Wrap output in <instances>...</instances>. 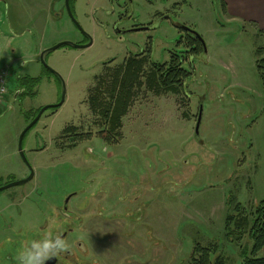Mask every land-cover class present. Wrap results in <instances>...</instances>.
I'll return each instance as SVG.
<instances>
[{"label": "rangeland", "instance_id": "1", "mask_svg": "<svg viewBox=\"0 0 264 264\" xmlns=\"http://www.w3.org/2000/svg\"><path fill=\"white\" fill-rule=\"evenodd\" d=\"M69 2L81 31L65 0H0L7 91L0 105V184L33 172L27 183L0 192L1 228L9 224L22 238L34 229L39 235L44 225L55 231L69 223L84 236L90 264H194L198 246L211 247L212 264L217 257L240 264L252 246L249 229L227 237L224 225L236 204L250 218L264 200V95L255 65L264 36L229 20L223 0ZM125 15L122 27L146 29L118 38L113 27ZM181 27L201 38L205 60L190 55ZM81 33L91 46L45 53L54 74L48 73L41 54L63 42L80 44ZM147 49L120 135H107L89 98L99 92L108 101L115 70ZM173 54L190 74L181 91L150 89L153 64L167 68ZM26 79H36V87L24 85ZM63 91V104L46 110L24 135L23 162L20 135ZM67 127L89 137L75 141ZM70 195L72 213L64 214ZM263 256V250L257 254Z\"/></svg>", "mask_w": 264, "mask_h": 264}, {"label": "trees", "instance_id": "2", "mask_svg": "<svg viewBox=\"0 0 264 264\" xmlns=\"http://www.w3.org/2000/svg\"><path fill=\"white\" fill-rule=\"evenodd\" d=\"M223 7L226 10L224 2ZM251 25L253 28L259 30L254 23ZM184 32L186 35V44L190 48V55L198 56L202 54L205 47L201 38L198 35L195 36L186 31ZM258 33L260 36H264V30H259ZM149 53L150 51L147 49L145 52L135 54L134 56L125 60L121 69L118 68L115 70L111 84L105 90L109 96L108 101H103V95H101L99 92H95L94 95L90 96L89 102L91 104V108L93 110H97L96 113L98 114L96 115L99 116L103 123L108 126V128H106L107 130L105 131L107 135L114 137H118L120 135L122 128V118L127 114L132 93L137 84L140 83V73L147 61L146 54L149 55ZM255 65L262 83L264 95V46L257 47L255 49ZM158 66L160 65L153 64V68H151L150 72L148 73V87L150 89L155 88L164 93H176L181 91L184 80L190 74L188 71L182 68L179 57L175 54L171 55L167 68L164 65L160 67ZM48 73L51 72L48 71ZM36 83V79H26L24 81V85L28 84V87L31 89L36 87ZM30 94H32V92H30ZM39 111L40 110H37L34 113L33 117L29 120L30 122H32V120L37 116ZM74 129V127H67L64 130V133H66L67 136H76L77 134L74 133ZM80 135L76 136L77 139L75 141H79L84 137H89V134L86 136ZM239 210H242V207L241 205L236 204L234 208V214L236 215L230 214L229 212L226 216L224 230L227 231L225 236L228 237L229 234H233L236 230L238 231L239 229L241 230L248 228V235L252 246L246 256L245 254L243 255V253L240 255L242 259L240 264H264V256L257 257V254L264 248V200L260 201L255 206L254 210L250 214V218L246 216L242 217L241 215L245 214H241V211ZM210 248H200L199 246L196 247L195 253H199V257L198 259H196L194 255L191 257L194 264H212L210 261ZM214 264H224V262L220 257H217Z\"/></svg>", "mask_w": 264, "mask_h": 264}, {"label": "flooded vegetation", "instance_id": "3", "mask_svg": "<svg viewBox=\"0 0 264 264\" xmlns=\"http://www.w3.org/2000/svg\"><path fill=\"white\" fill-rule=\"evenodd\" d=\"M67 1H68V7H69L71 15L69 13L68 14L71 18H73L72 13H71L70 2H69V0H67ZM65 7H66V0H65ZM66 10H67V8H66ZM119 18L120 19L118 20V22L115 23V25L113 27L114 32L118 38L124 36V35H121L119 33L121 31H128L130 29L139 28V27H132V26L129 28L122 27L121 22H122V20H125L126 15L120 16ZM164 18H166V17H164ZM127 19H129V18H127ZM142 28H143V26H142ZM82 37H83V40L80 42L79 45H87L88 42L90 41L88 39H90V38L87 35H83V34H82ZM54 110H56V109H54ZM7 184L8 183H6L4 185L0 184V188L6 186ZM67 198H66V200H67ZM66 200L64 202L63 207L61 206V210L64 211L63 212L64 214H68V213L71 214L72 212H70L69 208H68L69 200L67 201V203H66ZM0 216H1V214H0ZM2 221H3V217L1 216L0 217V223ZM64 225H65L64 228H60V229H57V230L52 231V232L53 233L59 232L63 235V238L66 240V242L70 246L69 251H66L64 254H62L60 256L49 258L48 260L45 261V264H90L89 261L87 263L85 260V258L87 257V254L89 253V248L87 246V243L84 241V236L80 235L75 230V228H73V226L71 224L65 223ZM9 230H11L9 235L5 234V232L9 231ZM17 231H18L17 229L12 230V227L9 224H6L5 229H2L0 226V264H18L17 257L13 258L11 255L14 253L17 254L18 250L21 249L23 246H26L31 240L42 238L46 232L50 231V229L47 227V225H44V226H41L39 228V233H38L39 235L33 236L36 232V229H34L30 233L24 232L22 235V238H20L21 235Z\"/></svg>", "mask_w": 264, "mask_h": 264}, {"label": "water", "instance_id": "4", "mask_svg": "<svg viewBox=\"0 0 264 264\" xmlns=\"http://www.w3.org/2000/svg\"><path fill=\"white\" fill-rule=\"evenodd\" d=\"M66 8H67V11L68 13L70 14V10H69V7H68V1L66 0ZM71 15V14H70ZM166 19V18H163V20ZM75 26L81 31V28L79 27V25L74 21V19L72 18ZM179 27V26H178ZM146 28L143 27V28H137V29H130L128 31H121L119 32L121 35H125L126 33L128 32H133V31H142V30H145ZM182 30L184 31H188L190 32L191 34L195 35L196 34L192 31V30H189V29H186V28H183L181 27ZM91 39L90 41L88 42L87 45H79V44H73V43H69V42H63V43H60V44H57L55 46H53L52 48L48 49V50H45L42 54H41V57H40V61L42 63V65L44 66V68L46 70H48L49 72H51L52 74H54L47 66H46V63L44 61V55L45 53H48V52H51V51H54L56 49H59L61 48L62 46H71L73 48H79V49H85L89 46H91ZM202 59L205 60L206 59V50L205 48L203 49V53H202ZM63 101H64V91L62 92V95H61V98H60V101L57 103V104H54V105H49V106H45L43 108L40 109V111L38 112L37 116L32 120V122H30V124L24 129V131L22 132V134L20 135V138H19V142H18V152H19V155L21 157V159L23 160V162L27 163V160L25 158V155H24V152L22 150V141H23V137L24 135L26 134V132H28L32 126H34L38 120L40 119V117L42 116V114L46 111V110H51V109H57L59 108L62 104H63ZM200 120H201V110L199 109V112H198V115H197V120H196V125H195V129H194V137L196 139H198V131H199V125H200ZM30 175L25 178L24 180L22 181H19V182H14V183H11V184H8L2 188H0V191H3V190H6L8 188H11V187H15V186H18V185H22V184H25L27 183L28 181H30L33 177V172L30 171L29 173ZM73 195H70L68 196L67 200H66V203L67 201L72 197Z\"/></svg>", "mask_w": 264, "mask_h": 264}, {"label": "clouds", "instance_id": "5", "mask_svg": "<svg viewBox=\"0 0 264 264\" xmlns=\"http://www.w3.org/2000/svg\"><path fill=\"white\" fill-rule=\"evenodd\" d=\"M69 244L59 232L48 231L40 239L31 240L17 252L18 264H45L51 257L69 251Z\"/></svg>", "mask_w": 264, "mask_h": 264}, {"label": "crops", "instance_id": "6", "mask_svg": "<svg viewBox=\"0 0 264 264\" xmlns=\"http://www.w3.org/2000/svg\"><path fill=\"white\" fill-rule=\"evenodd\" d=\"M223 2L229 20L241 21L248 25L254 23L259 30H264V0H223Z\"/></svg>", "mask_w": 264, "mask_h": 264}, {"label": "built area", "instance_id": "7", "mask_svg": "<svg viewBox=\"0 0 264 264\" xmlns=\"http://www.w3.org/2000/svg\"><path fill=\"white\" fill-rule=\"evenodd\" d=\"M5 78H6V73L1 72L0 73V105L2 104L3 98L6 95V86H5Z\"/></svg>", "mask_w": 264, "mask_h": 264}]
</instances>
